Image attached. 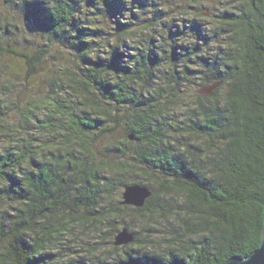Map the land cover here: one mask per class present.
I'll return each mask as SVG.
<instances>
[{"label":"trees","instance_id":"1","mask_svg":"<svg viewBox=\"0 0 264 264\" xmlns=\"http://www.w3.org/2000/svg\"><path fill=\"white\" fill-rule=\"evenodd\" d=\"M263 212L264 0H0V264H223Z\"/></svg>","mask_w":264,"mask_h":264},{"label":"water","instance_id":"2","mask_svg":"<svg viewBox=\"0 0 264 264\" xmlns=\"http://www.w3.org/2000/svg\"><path fill=\"white\" fill-rule=\"evenodd\" d=\"M213 1V0H211ZM213 86L204 87L203 92H208ZM151 192L148 187L140 184H129L124 186L121 194V203L134 207H141ZM264 214V212H263ZM134 240V234L126 227H122L114 236V245H124ZM223 264H264V215L259 246L244 258L231 257Z\"/></svg>","mask_w":264,"mask_h":264},{"label":"rangeland","instance_id":"3","mask_svg":"<svg viewBox=\"0 0 264 264\" xmlns=\"http://www.w3.org/2000/svg\"><path fill=\"white\" fill-rule=\"evenodd\" d=\"M217 2V5L219 4L220 5V3L218 2V1H216ZM128 5H130V4H128ZM21 26V25H20ZM22 35H24L25 37H27V38H31V39H33L34 38V40L36 39L35 37V33H34V31H31V30H29V29H25V32H22L21 33ZM25 43V42H24ZM26 44V43H25ZM47 58L49 59L48 61H49V63H51L52 61H54L55 59H59V60H61L63 63H64V65L65 66H69L70 65V63L68 62V55H67V53L66 52H62V53H58L57 52V50L56 49H53V50H50V52H48L47 53ZM45 73H46V70H44V77H45ZM42 75V74H41ZM44 82L46 81V77H45V79L43 80ZM44 85V84H43ZM44 87V88H43ZM41 86L39 89H40V91H41V93H40V95L42 96L44 93H45V91L46 90H44L46 87L45 86ZM23 103V101H20L19 102V105H21ZM115 136H119L120 135V131H118V132H115V134H114Z\"/></svg>","mask_w":264,"mask_h":264},{"label":"bare ground","instance_id":"4","mask_svg":"<svg viewBox=\"0 0 264 264\" xmlns=\"http://www.w3.org/2000/svg\"><path fill=\"white\" fill-rule=\"evenodd\" d=\"M22 3V2H21ZM176 5V4H175ZM184 5V4H183ZM22 7V6H21ZM3 8V7H2ZM164 8V7H163ZM179 10V9H178ZM211 10V9H210ZM182 13V12H181ZM186 13V12H185ZM13 16V15H12ZM181 17V16H180ZM188 17V16H187ZM149 29V28H148ZM149 35V34H148ZM115 38V37H114ZM105 41V40H104ZM216 41V40H215ZM119 44V43H118ZM161 48V47H160ZM209 48V47H208ZM128 54V53H127ZM155 54V53H154ZM165 54V53H164ZM129 63V62H128Z\"/></svg>","mask_w":264,"mask_h":264}]
</instances>
